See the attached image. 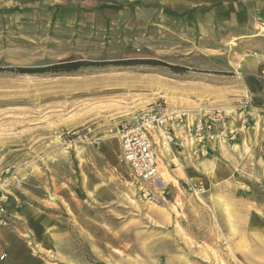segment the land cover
Segmentation results:
<instances>
[{
	"label": "rangeland",
	"instance_id": "374dc122",
	"mask_svg": "<svg viewBox=\"0 0 264 264\" xmlns=\"http://www.w3.org/2000/svg\"><path fill=\"white\" fill-rule=\"evenodd\" d=\"M159 108L222 117L145 194L119 131ZM0 264H264V0H0Z\"/></svg>",
	"mask_w": 264,
	"mask_h": 264
},
{
	"label": "built area",
	"instance_id": "2783aa9c",
	"mask_svg": "<svg viewBox=\"0 0 264 264\" xmlns=\"http://www.w3.org/2000/svg\"><path fill=\"white\" fill-rule=\"evenodd\" d=\"M197 116L193 119L194 124H189L186 118L182 123L181 115L176 119L196 139H200L210 133L211 126L222 117V112H205ZM203 116H208L207 120H204ZM172 119L173 116L163 113L162 108L149 109L140 117L130 118L121 125L119 139L122 159L128 165L130 175L140 183L145 194H149L152 187H165L164 181L160 179L159 169L163 165V159L158 150L160 139L157 137V129L164 132V141H172L174 134L171 126H168Z\"/></svg>",
	"mask_w": 264,
	"mask_h": 264
},
{
	"label": "trees",
	"instance_id": "16d2710c",
	"mask_svg": "<svg viewBox=\"0 0 264 264\" xmlns=\"http://www.w3.org/2000/svg\"><path fill=\"white\" fill-rule=\"evenodd\" d=\"M134 63H140V61H126L123 62V64H134ZM104 63H85L81 61H71V62H65V63H58L47 67H40V68H34V69H20V72L22 73H43V72H69V71H75L79 69L81 66H87V65H102ZM172 68V67H171ZM173 69L176 72H180L183 70L182 67H173Z\"/></svg>",
	"mask_w": 264,
	"mask_h": 264
},
{
	"label": "bare ground",
	"instance_id": "6f19581e",
	"mask_svg": "<svg viewBox=\"0 0 264 264\" xmlns=\"http://www.w3.org/2000/svg\"><path fill=\"white\" fill-rule=\"evenodd\" d=\"M180 112V111H179ZM226 113H231V110L230 109H227L226 110ZM187 114V113H186ZM169 115H173V117L174 118H176L177 116H178V112H173V113H169ZM193 118H194V116L192 115L191 117H187V120H188V123L189 124H194V122H193ZM232 123H234V122H232ZM178 124L179 123H176L175 125H177L178 126ZM231 125V124H230ZM216 126V125H215ZM179 127V126H178ZM229 129H230V127H229ZM158 131H157V137H159V139H160V142H159V145L160 146H162V148H163V152H165V153H168V156H171V155H173V152L171 151V149L170 148H168L169 147V143L167 142V141H164L163 139H164V137H165V135H164V132L161 130V129H157ZM185 130V129H184ZM231 131H232V129H230ZM186 131V130H185ZM214 134L217 136L216 138H218V137H220L222 134L225 136V133H224V129L223 130H216V128H214ZM186 133L187 134H183V135H181V137L183 138L184 137V141H186L187 143H194L195 144V137L193 136V134L192 133H190L189 134V132H187L186 131ZM186 137V138H185ZM219 140V139H218ZM223 140L224 139H220V141H218L217 143H215L216 145H215V147H218V148H220V149H223L224 148V143H223ZM213 143V142H212ZM168 146V147H167ZM171 151V152H170ZM161 179V178H160ZM163 181V180H162ZM164 184H165V182H163ZM163 183H162V185H163Z\"/></svg>",
	"mask_w": 264,
	"mask_h": 264
},
{
	"label": "crops",
	"instance_id": "0c3cea01",
	"mask_svg": "<svg viewBox=\"0 0 264 264\" xmlns=\"http://www.w3.org/2000/svg\"><path fill=\"white\" fill-rule=\"evenodd\" d=\"M210 145H214V144H212V142H211Z\"/></svg>",
	"mask_w": 264,
	"mask_h": 264
}]
</instances>
